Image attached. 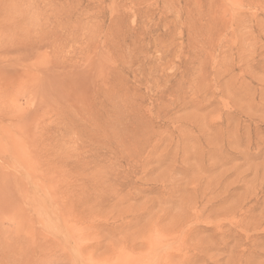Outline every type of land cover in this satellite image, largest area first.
<instances>
[{"label":"rangeland","instance_id":"obj_1","mask_svg":"<svg viewBox=\"0 0 264 264\" xmlns=\"http://www.w3.org/2000/svg\"><path fill=\"white\" fill-rule=\"evenodd\" d=\"M0 264H264V0H0Z\"/></svg>","mask_w":264,"mask_h":264}]
</instances>
